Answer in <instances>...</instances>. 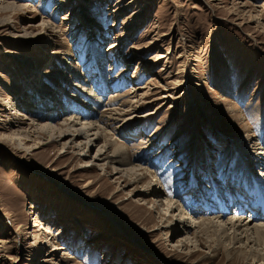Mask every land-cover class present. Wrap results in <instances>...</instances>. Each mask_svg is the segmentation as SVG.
Returning a JSON list of instances; mask_svg holds the SVG:
<instances>
[{
  "label": "rangeland",
  "instance_id": "obj_1",
  "mask_svg": "<svg viewBox=\"0 0 264 264\" xmlns=\"http://www.w3.org/2000/svg\"><path fill=\"white\" fill-rule=\"evenodd\" d=\"M0 3V264H260L215 248L211 231L179 247L183 233L153 204L174 191L186 212L202 213L200 188L204 203L244 199L237 152L264 164V0ZM68 69L102 95L98 121L141 180L93 161L95 147L77 155L58 130L64 117L46 119L30 85L64 103ZM114 109L127 113L111 119ZM150 111L132 131L133 116ZM250 166L252 176L264 170Z\"/></svg>",
  "mask_w": 264,
  "mask_h": 264
},
{
  "label": "bare ground",
  "instance_id": "obj_2",
  "mask_svg": "<svg viewBox=\"0 0 264 264\" xmlns=\"http://www.w3.org/2000/svg\"><path fill=\"white\" fill-rule=\"evenodd\" d=\"M6 7H10V5H7ZM11 7L15 9L20 6L12 4ZM39 25L45 26V23L43 22ZM115 46L116 44H112L109 46V49H112ZM158 55L159 56L155 59L156 62L166 57L164 54ZM69 73L70 75L65 80V86L61 87L64 94L62 97H65L68 100L64 103L59 101L56 94L57 91L52 95L45 92L43 87L37 90V83L32 81L30 88L36 92L35 96L38 97V100L43 105L44 110L46 111V119H53L56 116L64 117L60 123L61 127L58 130L63 139L69 136L66 141L68 145L67 147H76L78 150L77 155L85 156L92 147H95L93 161H103L101 164L103 168L105 164H107L106 167L111 164L112 173H121L122 176H132L134 177V179H131L133 182L141 180L142 177H140V172L142 168L132 161L135 158H131L128 154L127 148L120 144H115L113 137L106 130L107 128L103 127L98 121L100 116H102L99 115V105L102 95H94L96 92H93L91 87L92 83L87 80V78L74 73V71L69 70ZM145 95H147L146 92L140 94L141 97ZM77 104L85 108L78 107V110H75V106H78ZM126 113L127 110L114 109L108 113V117L111 119H119L120 116H124ZM151 113L152 112L150 111L141 115L133 116L139 118V122L135 123V127L132 128V131L136 129L138 124L145 117H149ZM116 115L120 116L115 117ZM124 120H126V118ZM43 126L47 129L55 130V127L52 124L44 123ZM129 132H131V130H129ZM148 140L149 139L145 137L143 140L141 139V143H148ZM242 151L245 154L243 157ZM239 152L240 151H238L236 155V170H234L233 174H238L240 170L246 173L243 182L244 184L246 183L244 186V199H247L248 202L244 199H240L239 196L234 197L232 195V197H230L226 194H223L224 196L221 194L219 197L214 196L215 198L213 200L211 199L212 201L209 200L210 203H204L202 198L203 193L200 188V190H196V198L199 204L202 203L204 205L205 210L202 209V213H200L195 206H191V204V212H186V209H184L185 207L183 206L184 204L182 205L178 200L174 199V191L172 194L169 193L165 197L162 196L161 198H164L162 199L163 201L159 199L153 204V206L155 208H158V205L162 206L165 210V215L170 217L167 224L173 227V231L175 230L176 233H183L178 240L177 245L179 247L183 248L185 246L187 248L192 247L195 249L198 237L201 233L206 234L211 231L217 238L215 248L224 243L227 244V248H238V252L245 256L246 259L259 261L260 264H264V170L259 172L257 176L254 175L255 177L249 174L252 169L250 165L259 163V165L263 166L264 164H262V161H260L258 157L253 156L254 154H252V152L241 150L242 154L240 156ZM233 153H235V151ZM206 156H210L208 151ZM85 165L88 166L89 164L87 163ZM94 165L96 164H91V166ZM143 169L148 173L147 168ZM193 177L191 180L194 179ZM89 183L90 181L88 184ZM202 184L198 185L196 183L195 186L191 185L195 187H193V189H198V186H201ZM146 187L148 186L146 185ZM203 189L204 188H202V190ZM146 190L147 188L145 191ZM188 190L190 189H188L187 186L183 187L182 193L185 194L186 191L187 193H190ZM225 190L224 192H226ZM153 193L156 197L163 195V191L161 190L154 191L153 189ZM234 200H237L236 203L238 208L236 209L235 205H232ZM246 209L251 213L246 212ZM256 220H259L260 222L257 223ZM189 231L192 232L189 234ZM48 233L50 235L51 231L49 230ZM59 249H62V247L54 245L53 251Z\"/></svg>",
  "mask_w": 264,
  "mask_h": 264
}]
</instances>
